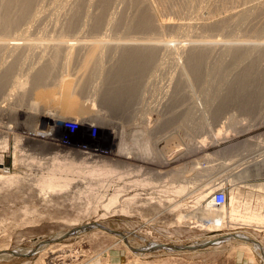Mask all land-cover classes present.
Instances as JSON below:
<instances>
[{
    "label": "rangeland",
    "instance_id": "rangeland-1",
    "mask_svg": "<svg viewBox=\"0 0 264 264\" xmlns=\"http://www.w3.org/2000/svg\"><path fill=\"white\" fill-rule=\"evenodd\" d=\"M44 1L45 3L43 4L42 2ZM148 1L153 8L152 18L156 20V22H170L168 24L170 25L171 29L167 31L165 30L162 33L166 40H171L170 43L172 45H174V43L175 45L177 43H185L188 45L189 41L190 44L191 42H195L194 44H196L198 41L197 44L200 43L199 45H206L214 39V44L216 45H214V51H211V55L206 56L204 59L203 57L200 58V62H203V68L198 72V76H194V74L189 70L187 62L185 61V55L183 53H180V56L177 53L178 55L174 56L176 57L175 59L173 56L171 58L172 54L170 55L168 50L166 53L164 49L160 50L161 48H159V51L156 50L155 52V61L157 60L156 62L161 64L159 65L160 67L158 66L154 68V66L151 64L148 69H143L141 72L143 75L141 77L138 74V76L134 78L135 82H139L138 85L140 84V87L138 90L136 89V91L131 90L130 93L133 96L131 98L129 96H124L123 91L126 89H124L125 80L123 81V79L125 78L122 79V77H120L118 82V87L121 88L119 96L113 99L110 98V100L102 101L101 95L104 89L106 94V91L110 86L113 87L117 84V79L114 77L118 76L119 74H127L133 71L140 72L142 70V68L136 62L130 63L123 57H118L122 54V52H120L121 50H118L119 53L116 52L114 55V52L110 49H106L104 56L102 57V64L105 66L101 69L103 71L97 69V65H95L96 63L94 64V59H96L98 56V52L96 50H92V52L89 54L80 50L78 52H74V54H71V56L63 55V52L61 54L59 53L56 60L57 62L55 63V68L50 71L49 76L44 82L46 85L43 84V87L41 86V92L43 93L38 90L37 92L39 95H24L22 98L23 102L19 105L17 104L20 101L17 99L22 97V90L19 91L17 87V89H14L15 87L12 88L13 85L11 88L9 87L11 84H13L12 80L14 79H12V77H17L20 78V80H24V77H26L25 73H33L35 70L41 68L43 64H45L48 58L51 57L52 53L49 52L50 46L46 47L45 44L42 45V42L49 43L48 45H50L56 42L55 40L59 35H61L60 37L66 40L71 39L72 42L76 41V38L86 42L94 39L93 36L98 35L100 37L103 36L104 39L106 37L111 44H113V42L116 43L117 40H124L128 35L127 39L129 43L132 40L133 44H138L136 43L138 41L145 43L144 39H146L149 34L144 36L145 34L141 32V35L140 30L136 28L129 30L126 29L125 25L131 22L129 19L130 15L128 18L121 19L125 21H121L114 25L109 24L106 27L105 25L107 23H103L100 27H98V29H92L89 27V25L81 26L82 24L80 25L79 22H76L73 26H68V23L66 22L68 19L67 17H69V12L71 11L70 9L73 6V4L71 5L72 0H69L67 4L65 3L64 5L60 3L57 8L54 6L55 3L52 5L51 0H41L38 6L43 4L40 7H44L42 13H40V15L38 14L39 19L36 17L35 19L31 20L32 22L28 21L31 23H35L33 22L34 20L40 22L35 23V25L28 23V25H31L30 28L27 25V21H25L26 23L21 21L22 23L18 22L19 24L14 25L10 31H8L9 33H6L7 38H13L15 35L18 36L20 31L24 29V31L28 33L27 38L38 39L41 37V41L34 44L28 53L22 51L20 54L9 55L8 53H3L0 51V88L2 90L0 91V167H4V171L0 170V176H3V178L0 177V252L6 249L15 250L17 252H21V249L25 248L33 250L41 245L42 242L46 241H48V248L46 247L43 250L36 251L31 255L15 256L9 254L6 257L2 256L0 257V264H85V262L92 260L94 257L100 256L109 250H121L126 252L128 255L135 256L132 254V252H130L131 250L127 248V244L124 239H128V244L131 247L135 248L136 250L139 248V250H137V252H139L141 249L147 248V245L152 244L153 242L162 243L165 245L193 244L199 241L217 237V233L226 235V232L229 235L242 234L251 238L252 241H257L264 246V223L247 222V224H245L242 221H231L227 217V213L231 209V204L236 206L239 211L241 210L243 212L251 213L257 212L260 214L264 213V190L261 186L255 187L256 184H264V166L254 168V170L251 171L247 169L246 163L241 162L243 160V157L241 156L242 153L244 154L246 150H249L248 152H253V150H255L254 148L256 144L264 142V0H260L262 3H260L259 0ZM125 2L116 1L113 3L110 7V10H112L111 12H115L116 10V12H123L125 14L127 10L124 5L126 4ZM45 4L51 5L50 8L53 7V9L56 10L55 14L60 15L58 16V19L56 18V15L54 18L55 10L52 8L50 9L48 5L46 6L50 10H44V8H46ZM201 4L203 7H198L200 8L198 10L197 6ZM255 4H260L261 8L259 10H248L249 6ZM60 7L63 9H60ZM96 7L97 6L93 5L90 6V9L94 12H97L99 8L97 7L96 9ZM44 12L47 15H45ZM64 13L65 15H63ZM66 13L67 17H65ZM50 14L53 17H51ZM63 17L64 19L62 20ZM52 18L56 21H54ZM162 18L163 20H160ZM52 20L54 23H57H55L56 27L54 26V23H52ZM63 22L65 23L63 24ZM178 22L183 23L181 28L179 26L180 31L179 28H177ZM61 23L63 25H61ZM27 26L29 27V32L25 30ZM82 27L84 28L82 29ZM184 27L186 29H184ZM94 30L96 32H94ZM182 31L184 35H182ZM185 34L186 37L189 38L186 39ZM176 35L179 37H174ZM139 36L144 38H140ZM168 37H170V39ZM198 37L199 39H197ZM161 38L164 39L163 37H160V39ZM240 40L242 41L241 44ZM20 41L22 42L23 39H20ZM125 41L127 42V40ZM249 43L250 45L248 47ZM229 46H231L232 49L230 51L228 50ZM243 50H246V54ZM247 50H249L248 53ZM41 52L42 54H45L42 56ZM238 54L244 55L243 58H241L242 55L239 57ZM237 56L241 60L236 59ZM66 57H68V60L65 59ZM118 58H120L119 63L116 62L119 60ZM158 58H160V61ZM109 59L113 61L109 62ZM171 60L173 62L176 60L175 62H177V66L179 68L175 66L176 63L173 64ZM178 61H182V63L180 64ZM213 61L219 62V66L217 65L218 67H215V62ZM184 63L186 64L184 65ZM112 64L117 66L116 68L118 71L114 72V69L116 68L112 69ZM206 65H208V67ZM180 66H185L184 68L187 70V73H183V70H180L182 69ZM6 67L8 68L6 69ZM94 67L97 71L99 70L98 72L102 73L97 75L98 72L94 70ZM204 67L205 69L207 68L206 72L203 71ZM121 68H123L124 71H120ZM179 70L181 72H179ZM93 71L95 72L93 73ZM6 72L9 73H7L8 76H6ZM61 75L71 77V79L74 80V84L72 88H70L71 90H68V93L71 95L73 101L72 103L67 102L64 104V106L62 105L61 108H58L59 105L57 103H52L51 99L49 98L53 97V95H59L58 97H60V91L58 90V80L60 79ZM80 75L84 77L83 80H85V85H82V87L79 86L81 89L78 87L80 90L78 91L76 90V83ZM184 76H188L189 81L187 80V77L185 78ZM126 77L128 78V76ZM181 77H184V79L182 80ZM121 80L123 81L124 85L119 86L122 84ZM185 80L188 81L187 84ZM10 81L11 83H9ZM145 81H147L148 84H146L147 82L143 83ZM32 83L33 82H31V84ZM31 84L28 83V86L26 84L25 86L27 87L25 88H30ZM95 87H98V89ZM140 88L144 89V91ZM8 89L15 90V92L13 91L14 93L17 91L19 93L21 92V95L18 97V92L17 95H14V93L11 94L12 90ZM91 90H95L97 93L95 91L94 93ZM8 92H10V96L7 95ZM140 92L144 93L145 95L142 93L141 95ZM14 98L16 99L13 100ZM31 101L34 103L32 109ZM90 103L94 106L90 105ZM90 106L93 107L92 109L96 107V110H94L96 113L92 116L89 115L92 111ZM194 106L195 108H193ZM192 108L196 110L193 111V114ZM89 109H91L90 112H87ZM46 112H48V115H40L45 114ZM78 112L81 113V116ZM66 121H72L78 125L76 132L72 133V135H70L71 132L68 130L66 125H64ZM230 123L234 125H231ZM206 127H208V129ZM95 128L97 129L96 136L94 139L88 140L86 137L88 136L89 131ZM209 131L212 132V135ZM214 131L217 133H215V138L213 139ZM136 134H139L137 136L138 140L136 139ZM142 134L145 136L141 137L140 135ZM133 135H135V138ZM140 137H144V139H141ZM147 137H149V139L152 137L153 139L151 138V140H149ZM200 137H203L200 139V141L202 140L201 142L198 141ZM206 137H208V140ZM204 138L205 140H203ZM249 139L252 143L249 141ZM121 140L125 142L124 144L127 149H131L132 152L134 151V154L138 153L142 158L139 157L140 159H137L138 157L127 156L124 154L119 156L115 155L117 154V146L120 144ZM257 140L259 141L258 143ZM82 142L86 143L88 147H82ZM148 142L150 143L148 144ZM243 142H249L251 145L247 143L245 148L241 145ZM143 143L144 145L149 146H141ZM155 143L158 147L155 145ZM152 144H154V147ZM150 146H152V149H150ZM135 147L138 148V151ZM140 148L143 151H141ZM155 148L159 149V153H157L158 151L155 152ZM147 150H150L151 152ZM153 152L154 154L156 153V156L157 154L160 155L156 157ZM160 152H162V154ZM203 154L204 157H207L204 158L202 156ZM41 155L42 159L40 158ZM174 155H178V157L181 155V159L177 161H170ZM43 156H45V158H43ZM154 156L156 158H154ZM82 157L85 159H82ZM32 159L35 160L33 161ZM38 159L40 160L41 164L39 163ZM16 160L18 161V164H16ZM63 160H65L66 163ZM163 161H165L166 164L163 163ZM52 162L53 164H51ZM208 162H210V165H214L210 166L208 165ZM215 162L217 165L219 162L223 165L219 164L217 166ZM79 163L82 166H80ZM71 166L74 168H70L69 172L72 170L74 171L69 174L67 169H69L68 167ZM225 166L227 168L226 171L224 170L226 175L223 177V180L217 184L219 188L223 187L228 196V200L224 207V212L226 210V214L224 213L226 217L222 221L223 224L220 230L211 229L210 231V229H207L206 227V222H208V224L211 222L210 220L213 216V211H211L209 219L202 217L200 211H197L195 216L192 214L190 215L191 218L188 217L182 220L183 222H178L177 216L181 214V212H193L192 205L194 206L195 204V196H190L188 197L189 199L186 198L182 202L181 199L183 198V195L181 193H175L174 190H176V187L170 189L171 192L169 191L168 187L171 188L172 186L170 185L173 182V186H177V188L179 184H184L186 186V184H188L193 179L191 182L194 183L197 181V183L194 185L190 182L191 184H189V186L186 188L189 189L191 188L190 185H193L192 187L196 186L198 189L201 187L202 189L200 190L205 192L207 191L206 188L209 186L206 185V183L210 182L211 180L210 176L214 175L217 171L219 172L220 170L224 169ZM58 167H60V169H58ZM206 167L208 169H206ZM219 167L221 168L219 169ZM214 168L215 170H213ZM55 169L62 172L64 171V173L58 174L60 171L57 172ZM95 170L97 172H95ZM46 172L50 173V177ZM51 172L54 175H52ZM73 172L74 174H77V176L79 175L77 177L79 178L77 181L75 178L76 175L74 176ZM165 172L167 173V176L165 175ZM81 173L84 174L86 178ZM61 174L62 178L60 177L59 180L58 177ZM63 174L66 178H63ZM71 174L73 175L70 178ZM96 174H99V176H101L100 179H102H98L97 181L96 178H99V176ZM162 174L166 177H164ZM196 174H199L198 177H196ZM218 174L224 173L220 172ZM15 175L17 178H15ZM161 175L162 177H160ZM4 176H8L5 178L7 180L9 177L12 179V176H14L13 180L15 181L16 179V181L14 182L13 180L9 179L8 181H12V183L6 184L8 181L4 179ZM41 176L44 177L45 181L43 177L41 179ZM52 176H55L56 180ZM68 176L69 180L67 179ZM88 176H90V179L92 178L91 181ZM188 176L191 180L187 178ZM81 177H83L84 180L87 179L86 181H90L91 184L90 182L83 181ZM105 177H108L109 179L111 177V179L115 177V179L109 181H115L117 179L116 177H118L120 181L117 179V182H109L110 185H103L105 183L104 181H106ZM122 178L123 180H121ZM131 178L132 180H130ZM80 179L83 182H81ZM103 179L104 181H102ZM125 180L130 182L127 183ZM135 180H138L139 182L141 180L143 183L140 182L139 185L138 182H132ZM143 180H146V182L144 183ZM226 180L229 181L227 182ZM4 181L6 182L4 183ZM93 181L95 182L93 183ZM42 182L46 186L48 185L47 183H50L51 187L50 184L48 187L50 190H52V192L48 191V189V193L46 191L48 187L43 188L45 186L41 184ZM96 182L104 183L101 187L99 185L100 183L97 184ZM54 183L56 189L53 188L54 186H52ZM86 183H89L91 186L93 184V187L89 189L90 185L88 188ZM37 184H40L39 188ZM67 184L68 186H66ZM147 184H151V186H148ZM98 185L100 186V189L102 188L101 190H99ZM163 185L168 186H166V188ZM95 186L97 188H95ZM105 186L109 187L106 188ZM57 187L59 190H57ZM64 188H66V191H64ZM87 188L89 190H87ZM93 188L94 191L97 190V193L93 191ZM103 188L108 193H106ZM114 188L115 190H113ZM42 189H45V191ZM84 189L86 194L90 191L92 192H90V195H86L84 194ZM157 190L159 192H157ZM166 190H168V192H166ZM230 190L235 193L236 198H232L233 201L230 197ZM41 191L46 192L49 195L46 193H41ZM59 191H63V193ZM83 191L84 193H82ZM112 191L116 192V197H120H118L119 199L116 201L119 203H117V205H114L113 203V206L112 203H110V205H106L104 208L107 209H104V211L102 208H100V206L103 203L107 204V197L112 193ZM117 191H121L122 193L120 192V194L123 195H118L119 193ZM160 191H162L161 194H158ZM95 193L102 195L98 198V195L96 196ZM171 194H174L175 196ZM177 194L181 195L178 196ZM132 195L134 196V199L132 200L125 198L131 196V199ZM103 196H105L107 199ZM154 196L156 198L158 197V199L160 197L159 200L161 202L157 203L158 199L155 200L156 198ZM150 197L151 200H153L152 202L149 200ZM96 198L97 200L95 202ZM175 198L177 199L174 200ZM101 199H103V201H101ZM177 200L178 202L181 201L184 203L181 205L182 209L178 208L180 210L176 209L175 211V209H173V211H170L172 209L169 210L168 208L171 206V203H176ZM190 200L194 201L191 202ZM97 201L98 203L100 202V206ZM197 203L198 204H195L194 207L201 206L204 203V200L197 201ZM120 204L121 206H119ZM88 205H91L90 207H96V210L90 209ZM85 208H88V210ZM94 221H96L95 223L104 226V228L106 227L107 229L114 230L117 232V234L110 230L103 231L99 227L94 226L88 229H79L78 231L75 230L76 232L74 231L73 233L68 234L63 239H53L60 235H64L65 232L70 231L73 228L78 229L75 227H79L81 225L83 226L86 223L93 224ZM118 232H121L123 236L119 235ZM50 239L51 241H49ZM243 240L239 239V237H233L217 244L213 243L212 245L204 248H197L195 250L187 249L178 252L170 250L167 251L165 249L153 250V252L140 251L144 254L140 255L142 257L139 260L143 264H197L205 262L227 264V262L235 254H243L251 256V260H254L255 264H264L261 255L259 254L261 251L255 249V247H253L254 244L251 242H249V248H245V246L241 243ZM136 257L138 258L139 254Z\"/></svg>",
    "mask_w": 264,
    "mask_h": 264
},
{
    "label": "bare ground",
    "instance_id": "bare-ground-1",
    "mask_svg": "<svg viewBox=\"0 0 264 264\" xmlns=\"http://www.w3.org/2000/svg\"><path fill=\"white\" fill-rule=\"evenodd\" d=\"M40 1L41 0H0V51H2L3 53H8L9 55H13V54H20L22 51H25L26 53H28L29 51H30V49H31V47L34 45V44H36V43H38L39 41H41L40 40V38H38V39H35V38H33V39H35V40H33L32 38H27V34L28 33H26V31H24V29L22 30V31H20V33L18 34V36H14L13 38H7L6 36H7V34L6 33H9L8 31H10V29L14 26V25H17V24H19L18 22H23L24 21V23H26L25 21H27V25H28V23H30V24H34L35 25V23H38V22H40V21H33V22H35V23H31L32 21V19H35L36 17L39 19V17H38V14L40 15V13H42V11H43V7L44 6H42V8L40 7L41 5H43L44 3H45V1L44 2H42L43 4H40L39 6H38V4L40 3ZM43 1V0H42ZM52 1L53 0H51V3H52ZM69 0H54L53 1V3H55L54 4V6L57 8V6L60 4V3H62L63 5L66 3L67 4V2H68ZM116 1H120V2H125L126 4H124L125 5V7L127 8V10H126V13L124 14L123 12H116V10H115V12L113 11V12H111L112 10H110L111 8V5L113 4V3H115ZM152 1V0H151ZM188 1H192V0H188ZM258 2V1H257ZM259 2H260V0H259ZM53 3H52V5H53ZM70 3V2H69ZM201 3V2H200ZM255 3V2H254ZM253 3V4H254ZM260 3H262V2H260ZM73 4V6H72V8L70 9L71 11L69 12V17H67V13H66V16L65 17H67L66 19H67V22L66 23H68V26H73L76 22L78 23L79 22V24L81 25V26H88L89 25V27L90 28H92V29H98V27H100L103 23H107L105 26L107 27L109 24H111V25H114V24H117V23H119V22H121V21H125V20H121L122 18L124 19V18H128V16L130 15V17H129V19L131 20V22H129V23H127L125 26H126V29L127 30H129V29H132V28H136V29H138V30H140V33L142 32V33H144L145 35L144 36H146V34H149L147 37H146V39H144L145 40V43L144 42H136V40H135V42L136 43H138V44H133V40L129 43L128 42V35H127V37H125V39L124 40H122V41H125V40H127V42L125 41V42H122V41H120V40H117V42L116 43H114L113 42V44H111V43H109V40H107V38L105 37V39H104V37L102 36V37H100V36H93L94 37V39H92V40H89V41H86V42H84L83 40L81 41V40H79V38H76V41H73L72 42V40L71 39H68V40H66V39H64V38H62V37H60L61 35H59V36H57V38H56V42H54V43H52V44H50V45H48L49 43H44V42H42V43H40V44H42V45H46V47L47 46H50V51L49 52H51L52 53V55H51V57L50 58H48V60L45 62V64H43V66L41 67V68H39V69H37V70H35L33 73H28V74H26L25 73V75H26V77H24L25 79L24 80H20V78H13L12 77V79H14V80H12V82H13V84H11V86H9L10 88L12 87V85H13V87L12 88H14V89H19V91L20 90H22V97H20V99H17L18 101H20L17 105H19L20 103H22L23 102V100H22V98H23V96L24 95H32V94H38L39 95V93L37 92L38 90H40V92H41V86L43 85V84H45L44 82H45V80H46V78L49 76V73H50V71L53 69V68H55V63L57 62L56 60H57V58H58V54L60 53H62L63 55H67V56H71V54H74V52H78V51H80V50H82V51H85L87 54H89V53H91L92 52V50H96L97 52H98V56H97V58L96 59H94L95 61H94V64L95 65H97V69H100V71H103V70H101L103 67H105L103 64H102V60H103V56H104V53H105V51H106V49H110L111 51H113L114 52V55H115V53L117 52V53H119L118 52V50H121L120 52H122V54L120 55V56H118V57H120V58H124V59H126V60H128L130 63H133V62H136L137 64H139V66L142 68V70L140 71V72H138V71H133V72H129V73H127V74H119L118 76H116V77H114L115 79H117V84L115 85V86H110L109 87V89L106 91L107 93V96H106V94H105V89H104V91L102 92V95H101V98H102V101H105V100H110V98H115V97H118L119 96V93H120V87H118V82H119V78L120 77H122V79L123 78H125V79H123V81L125 80V85L123 84V81L121 80V82H122V84H120L119 86H121V85H124V89H126V90H124L123 91V93H124V96H129L130 98L131 97H133L132 96V94L130 93L131 92V90H135L136 91V89L138 90L139 89V87H140V84L138 85V81L137 82H135L134 81V78L135 77H137L138 76V74H139V76L141 77L143 74H141V72L143 71V69L144 68H146V69H148L150 66H151V64H152V66H154V68L155 67H158L159 65H161V64H159V62H156L155 61V52H156V50H158L159 48H161L160 50H162V49H164L165 51H166V53H167V50L169 51V54L171 55V58H172V56H173V58H175L176 59V57H174L175 55L177 56L178 54H179V56L181 55L180 53H183L184 55H185V61L187 62V66H188V68H189V70L191 71V73H193L194 74V76H198L197 74H198V72L199 71H201L202 70V63L203 62H200V58H202L203 57V59L204 58H206V56H208V55H211L212 53H211V51L214 49V45H216V44H214L215 42H214V40L213 41H211L210 43H208V44H206V45H199V44H197L198 43V41L196 42V44H194L195 42H191V44L188 42V45L187 44H178L177 42V44L175 45V43H174V45H172L170 42H171V40H166L164 37V35H163V31H167V30H169V29H171L170 28V25L168 24V23H170V22H160L159 21V23L158 22H156V20H154L153 18H152V15H153V12H152V7H151V5H150V3H149V1L148 0H72V3H71V5ZM154 4V3H153ZM46 5H48V4H45V7L46 8H44V10L45 9H48V7L50 8V6L51 5H48V7L46 6ZM70 5V4H69ZM93 5H95V6H97L99 9H98V11L97 12H94V11H92L91 9H90V6H93ZM214 5V4H213ZM61 6V5H60ZM66 6V5H65ZM216 6V5H215ZM71 7V6H70ZM69 7V8H70ZM97 7H96V9H97ZM155 7V6H154ZM198 7H200V8H202L203 6H202V4L201 5H198L197 6V8ZM208 7V6H207ZM52 9H53V7H51ZM50 8V9H51ZM63 8H64V6H63ZM62 7H60V9H63ZM200 8H198V10L200 9ZM261 8V5L260 4H255V5H251V6H249V8H248V10L249 9H255V10H259ZM50 9H48V10H50ZM58 9H59V7H58ZM67 9V8H66ZM53 10H55V9H53ZM110 10V11H109ZM204 10V9H203ZM59 11V10H58ZM57 11V12H58ZM60 11H62V10H60ZM66 11V10H65ZM125 11V10H124ZM155 11H156V9H155ZM48 12V11H47ZM53 12V11H52ZM55 12H56V10L54 11V18L56 17L57 19H58V16H60V15H56L55 14ZM45 13V12H44ZM199 13H200V11H199ZM57 14H59V13H57ZM61 14H62V12H61ZM159 14V13H158ZM257 14V13H256ZM43 15V14H42ZM45 15H47L46 13H45ZM51 15V14H50ZM56 15V16H55ZM63 15H65V13L63 14ZM62 15V16H63ZM44 16V15H43ZM196 16H197V14H196ZM225 16V15H224ZM42 17V16H41ZM40 17V18H41ZM50 17V16H49ZM51 17H53L52 15H51ZM51 17H50V19H51ZM190 17H191V14H190ZM45 18V17H44ZM199 18V17H198ZM202 18V17H201ZM211 18V17H210ZM220 18H222V17H220ZM53 19V18H52ZM64 19V17L62 18V20ZM66 19H65V21H66ZM191 19V18H190ZM41 20V19H40ZM43 20V19H42ZM54 20V19H53ZM53 20H52V23H54L53 22ZM160 20H163V18L162 19H160ZM200 20V19H199ZM215 20V19H214ZM28 21H31V22H28ZM51 21V20H50ZM54 21H56V20H54ZM57 21H60V20H57ZM202 21V20H201ZM21 22V23H22ZM209 22V21H208ZM56 23V22H55ZM54 23V26L56 27V24ZM65 22H63V24H64ZM199 23V22H198ZM28 25L30 28H31V25ZM62 23H61V25H63ZM78 24V25H79ZM26 25V24H25ZM58 25H59V23H58ZM178 26H177V28H179V26H180V28L182 27V25H183V23H179L178 22V24H177ZM197 25V24H196ZM26 27V29L25 30H27V32H29V27ZM67 26V25H66ZM80 26V27H81ZM104 26V27H105ZM189 26V25H188ZM34 27V26H33ZM61 28V27H60ZM84 27H82V29H83ZM87 28V27H86ZM180 28H179V31H180ZM188 28V27H187ZM195 28V27H194ZM65 29V28H64ZM88 29V28H87ZM104 29V28H103ZM175 29V28H174ZM184 29H186L185 27H184ZM189 29V28H188ZM196 29V28H195ZM195 29H193V30H195ZM53 31V30H52ZM83 31V30H82ZM81 31V32H82ZM184 31V30H183ZM183 31H182V35H184V33H183ZM190 31V30H189ZM19 32V31H18ZM94 32H96L95 30H94ZM109 32V31H108ZM176 32H178V31H176ZM185 32H186V30H185ZM61 33V32H60ZM67 33V32H66ZM142 33H141V35H142ZM181 33V32H180ZM196 33H197V31H196ZM104 34V33H103ZM126 34V33H125ZM178 34V33H177ZM188 34V33H187ZM192 34V33H191ZM194 34V33H193ZM199 34V33H198ZM202 34V33H201ZM200 34V35H201ZM74 35V34H73ZM161 35H163V36H161ZM203 35V34H202ZM29 36V35H28ZM105 36V35H104ZM134 36V35H133ZM178 35H176V36H174V37H177ZM187 36H189V35H187ZM78 37V36H77ZM82 37V36H81ZM89 37V36H88ZM135 37V36H134ZM134 37H131V38H134ZM140 38L142 37V36H139ZM160 37H163L164 39H160ZM173 37V36H172ZM173 37V38H174ZM179 37V36H178ZM182 37V36H181ZM185 37H186V34H185ZM136 38V37H135ZM142 38H144V37H142ZM169 39H170V37H168ZM187 38H189V37H186V39ZM191 38V37H190ZM195 38V37H194ZM201 38V37H200ZM253 38H255V37H253ZM20 39L22 40L23 39V41L21 42L20 41ZM74 39V38H73ZM88 39V38H87ZM192 39H193V37H192ZM197 39H199V37L197 38ZM207 39H209V38H207ZM54 40V39H53ZM142 40V39H141ZM180 40V39H179ZM184 40V39H183ZM42 41H43V39H42ZM81 41V42H80ZM182 41V40H181ZM206 41H208V40H206ZM231 41V40H230ZM50 42V41H49ZM78 42V43H77ZM175 42V41H174ZM179 42V41H178ZM187 42V41H186ZM218 42V41H217ZM237 42H239V41H237ZM236 42V43H237ZM241 40H240V44H241ZM180 43V42H179ZM202 43V42H201ZM233 43V42H232ZM254 43H256V42H254ZM253 43V44H254ZM205 44V43H204ZM218 44V43H217ZM235 44V43H234ZM245 44V43H244ZM263 44V43H262ZM249 45H250V43L248 44V47H249ZM264 45V44H263ZM244 46V45H243ZM253 46V45H252ZM255 47H257L256 45H254ZM217 47V46H216ZM244 48V47H243ZM33 49V48H32ZM218 49V48H217ZM249 49V48H248ZM252 49H253V47H252ZM19 50V51H18ZM228 50L230 51V50H232L231 49V46H229L228 47ZM235 50V49H234ZM242 50V49H241ZM250 50V49H249ZM249 50H247V53H248V51ZM159 51V50H158ZM164 51V52H165ZM214 51V50H213ZM244 52H245V54H246V50H243ZM43 52V51H42ZM42 52H41V54H42ZM48 52V53H49ZM226 52H227V50H226ZM234 52V51H233ZM47 53V52H46ZM159 53V52H158ZM178 53V54H177ZM211 53V54H210ZM240 53V52H239ZM243 53V52H242ZM43 54H45V53H43ZM43 54H42V56H43ZM237 54V53H236ZM251 54H252V52H251ZM23 55H25V54H23ZM113 55V56H114ZM158 55V54H157ZM157 55H156V57H157ZM162 55V54H161ZM242 54H238V56L240 57ZM160 56V55H159ZM166 56V55H165ZM164 56V57H165ZM178 56V57H179ZM238 56H237V58L236 59H240V58H238ZM243 56L244 55H242L241 56V58H243ZM246 56V55H245ZM40 57H41V55H40ZM65 57V56H64ZM162 57V56H161ZM160 57V58H161ZM183 57V56H182ZM181 57V58H182ZM247 57V56H246ZM250 57V56H249ZM23 58H24V56H23ZM42 58V57H41ZM41 58H40V60H41ZM111 58V57H110ZM113 58V57H112ZM120 58H118V59H115V60H118V61H116V62H118L119 63V61H120ZM160 58H158V60L160 59ZM170 58V59H171ZM235 58V57H234ZM64 59V58H63ZM65 59H67L68 60V57H66ZM165 59H167V58H165ZM202 59V60H203ZM245 59V58H244ZM110 61L109 62H111V61H113V60H111V59H109ZM114 60V61H115ZM162 60V59H161ZM174 60V59H173ZM183 60V59H182ZM241 60V59H240ZM160 61V60H159ZM172 61V60H171ZM176 61V60H175ZM173 62V64L174 63H176V65L175 66H177V62ZM185 61H183V62H185ZM180 61H178V63H179ZM213 62H215V61H213ZM238 62H239V60H238ZM65 63V62H64ZM115 63V62H114ZM118 63H116V64H118ZM182 63V61L180 62V64ZM237 63V62H236ZM235 63V64H236ZM240 63V62H239ZM179 64V65H180ZM186 63H184V65H185ZM219 62H215L214 63V66L215 67H218L219 65ZM221 64V63H220ZM23 65V64H22ZM63 65V64H62ZM113 65V64H112ZM119 65V64H118ZM183 65V64H182ZM204 65V64H203ZM218 65V66H217ZM128 66H130V65H128ZM186 66V67H187ZM207 67H208V65H206ZM205 66V67H206ZM213 66V67H214ZM96 67V66H95ZM95 67H94V70L96 71V72H98L96 69H95ZM117 66H115V65H113V67H112V69H114V68H116ZM160 67V66H159ZM178 67V66H177ZM176 67V68H177ZM182 69H180L181 71L183 70V73L184 72H186L187 70L184 68L185 66H180ZM205 67H204V69H203V71H205L206 72V69H205ZM233 67V66H232ZM8 67H6V69H7ZM19 68V67H18ZM35 68V67H34ZM179 68V67H178ZM177 68V69H178ZM31 69V68H30ZM218 69V68H217ZM179 70V72H181ZM210 70V69H209ZM6 71H8V70H6ZM95 71H93V73L95 72ZM116 71H118V69L116 68V69H114V72H116ZM120 71H124L123 70V68H121L120 69ZM151 71H152V68H151ZM211 71V70H210ZM106 72V71H105ZM111 72V71H110ZM8 72H6V74H7ZM81 73V72H80ZM100 73H102V72H98V74L97 75H99ZM112 73V72H111ZM110 73V74H111ZM123 73H125V72H123ZM151 73V72H150ZM173 73V72H172ZM187 73V72H186ZM185 73V74H186ZM4 74H5V72H4ZM9 74V73H8ZM8 74L6 75V76H8ZM155 74V73H154ZM182 74V73H181ZM94 75V74H93ZM130 75V76H129ZM153 75V74H152ZM126 76H128V78L126 77ZM181 76H183V75H181ZM193 76V75H192ZM19 77H20V75H19ZM23 77V76H22ZM21 77V78H22ZM93 77H96V76H93ZM99 77V76H98ZM104 77V76H103ZM110 77V76H109ZM180 77V76H179ZM185 78L187 77V80H188V76H184ZM184 77L182 78L181 77V79L183 80L184 79ZM83 76H81L80 75V77H79V79H77L78 81H77V83H76V90H78V91H80L79 89H78V87L80 86V87H82V85H85V80H83ZM206 78H207V75H206ZM23 79V78H22ZM99 79V78H98ZM104 79V78H103ZM191 79V78H190ZM204 79V78H203ZM146 80V79H145ZM156 80V79H155ZM168 80H170V79H168ZM59 82H58V90L60 91V97H58V96H55V95H53V97H50L49 99H51V102L52 103H57L58 105H59V107H58V105H57V107L58 108H61V106L63 105L64 106V104L65 103H72V101H73V99H72V97H71V95L68 93V90L70 89V88H72V86H73V84H74V80L73 79H71V77H66L65 75H61V77H60V79L58 80ZM186 81V80H185ZM189 81V80H188ZM188 81H186V84L188 83ZM31 82H33L32 84H31ZM147 81H145V82H143V83H146ZM183 82V81H182ZM220 82V81H219ZM9 83H11V81L9 82ZM28 83H30L31 84V87L30 88H25V87H27L28 86ZM114 83V82H113ZM27 84V86H25ZM146 84H148V82L146 83ZM184 84V83H183ZM190 84V83H189ZM188 84V85H189ZM46 85V84H45ZM113 85V84H112ZM144 85V84H143ZM219 85V84H218ZM95 86V85H94ZM96 86H98V85H96ZM146 86V85H145ZM17 87V88H16ZM43 87V86H42ZM79 87V88H80ZM90 87V86H89ZM143 87V86H142ZM186 87H187V85H186ZM219 87V86H218ZM95 88H97L98 89V87H95ZM217 88V87H216ZM43 89V88H42ZM81 89V88H80ZM83 89V88H82ZM94 89V88H93ZM115 89V90H114ZM141 90H143L144 91V89H142V88H140ZM218 89V88H217ZM8 90H12V89H8ZM71 90V89H70ZM100 90V89H99ZM140 90V91H141ZM0 91H2L1 90V88H0ZM15 92V90H12V92H11V94L12 93H14ZM17 91V90H16ZM92 91V90H91ZM95 91V90H94ZM94 91H92V92H94ZM10 92H8V94L7 95H9L10 96ZM18 92V91H17ZM17 92L16 93H14V95L16 94L17 95ZM96 93H97V91H95ZM94 92V93H95ZM41 93H43V92H41ZM53 93V92H52ZM93 93V94H94ZM142 92H140V94H141ZM208 93V92H207ZM138 94V93H137ZM142 94H144V93H142ZM141 94V95H142ZM21 95V92L19 93L18 92V97ZM95 95H97V94H95ZM145 95V94H144ZM206 95H208V94H206ZM13 96V95H12ZM16 97V96H15ZM39 97V96H38ZM37 97V98H38ZM141 97V96H140ZM13 98V97H12ZM17 98V97H16ZM16 98H14L13 100H15ZM127 98V97H126ZM208 98V97H207ZM9 99V98H8ZM48 99V100H49ZM209 99V98H208ZM22 100V101H21ZM93 100V99H92ZM96 100V99H95ZM140 100H142V99H140ZM17 101V102H18ZM50 101V100H49ZM17 102H15V103H17ZM205 103H207V102H205ZM33 102L31 101V109L33 108ZM94 104V103H93ZM16 105V106H17ZM90 105H92L91 103H90ZM71 106H72V104H71ZM92 106H94V105H92ZM92 106H90L91 107V109L93 108ZM102 106V105H101ZM2 107V106H1ZM9 107V106H8ZM13 107V106H12ZM197 107V106H196ZM3 108H4V106H3ZM2 108V109H3ZM67 108V107H66ZM193 108H195V106L193 107ZM192 108V109H193ZM10 109H11V107H10ZM56 109V108H55ZM87 109V108H86ZM91 109H89V111H87V112H90V110ZM13 110V109H12ZM94 110H96V107L94 108V109H92V111H91V113L89 114L90 116H92L93 114H95L96 112L94 111ZM100 110V109H99ZM2 111V110H1ZM36 111V110H35ZM193 111H196L195 109H193L192 110V114L194 113ZM32 112V111H31ZM30 112V113H31ZM100 112V111H99ZM48 112H46L45 114H40V115H48L47 114ZM53 113V112H52ZM79 113V115L81 114L80 112H78ZM98 113V112H97ZM38 114V113H37ZM99 114V113H98ZM81 116V115H80ZM97 119V118H96ZM100 119H102V118H100ZM235 120V119H234ZM99 121V120H98ZM101 122V121H100ZM204 124H206V123H204ZM231 124V123H230ZM207 125V124H206ZM209 125V124H208ZM231 125H234V124H231ZM230 125V126H231ZM236 125V124H235ZM230 126H228V127H230ZM202 128V127H201ZM207 129H208V127H206ZM205 128V129H206ZM219 130V129H218ZM210 132V131H209ZM219 132H220V130H219ZM212 132H210V134H211ZM215 133H217L216 131H214V134H213V139L215 138ZM139 135V134H138ZM137 134H136V139L138 140V138H137V136H138ZM212 135V134H211ZM134 136V138H135V135H133ZM141 137L142 136H145V135H140ZM201 136V135H200ZM219 136V135H218ZM140 137V138H141ZM150 137V136H149ZM149 137H147L148 139H149ZM204 137V136H203ZM202 137V138H203ZM211 137V136H210ZM220 137V136H219ZM152 138V137H151ZM151 138L149 139V140H151ZM201 137L198 139V141H200V139H202ZM208 137H206V139H207ZM212 138V137H211ZM211 138H209V139H211ZM18 139H19V137H18ZM131 139H133V138H131ZM141 139H144V137L143 138H141ZM147 139V140H148ZM153 139V138H152ZM212 139V140H213ZM218 139H220V138H218ZM155 140V139H154ZM203 140H205V138L203 139ZM208 140V139H207ZM217 140V139H216ZM145 141V140H144ZM144 141H141V142H144ZM202 141V140H201ZM200 141V142H201ZM215 141V140H214ZM249 141H250V139H249ZM135 143H137L136 141H134ZM139 142V141H138ZM140 142V143H141ZM154 142V141H153ZM152 142V143H153ZM155 142H157V141H155ZM212 142V141H211ZM251 142V141H250ZM256 142V141H255ZM259 141L257 140V143H258ZM261 142V141H260ZM125 142L124 141H120V144L117 146V150H116V153L117 154H115V155H117V156H119V155H127V156H134V157H138L137 159H140L139 157H141L138 153H135L134 154V151L132 152L131 151V149H127L126 148V146H125V144H124ZM150 142H148V144H149ZM197 143V142H196ZM195 143V144H196ZM247 143H249V142H247ZM247 143L246 142H243V144H241L242 146H244L245 148H246V146L245 145H247ZM252 143V142H251ZM254 143V142H253ZM132 144V143H131ZM147 144V143H146ZM199 144V143H198ZM203 144H204V142H203ZM250 144V143H249ZM137 145H139V144H137ZM142 145H144V143L143 144H141V146ZM153 145V147H154V144H152ZM155 145L157 146V144L155 143ZM175 145V144H174ZM186 145V144H185ZM197 145V144H196ZM195 145V146H196ZM251 145V144H250ZM5 146V145H4ZM140 146V145H139ZM139 146H138V148H139ZM144 146H146V145H144ZM147 146H149V145H147ZM146 146V147H147ZM155 146V147H156ZM176 146H177V144H176ZM204 146V145H203ZM137 147V146H136ZM135 147V148H136ZM151 148L150 149H152V146H150ZM158 147V146H157ZM259 147V148H258ZM264 142L262 143H258V144H256L255 145V150H253V152H248L249 150H244L245 151V153L243 154L242 152V157H243V160L241 161V162H243V163H246L247 164V169L248 170H251V171H253L254 170V168H259V167H263L264 166ZM138 148H136V150L138 149ZM142 148V147H141ZM140 148V149H141ZM170 148H172V147H170ZM189 148V147H188ZM187 148V149H188ZM252 148H253V146H252ZM21 149V148H20ZM144 149V148H143ZM147 149V148H146ZM156 149V148H155ZM167 149V148H166ZM243 149V148H242ZM248 149V148H247ZM4 150V149H3ZM163 150V149H162ZM176 150V149H175ZM138 151V150H137ZM141 151H143L142 149H141ZM147 151H149V152H151L150 150H147ZM158 151V152H157ZM174 151V150H173ZM172 151V152H173ZM181 151V150H180ZM228 151V150H227ZM252 151V150H251ZM140 152V151H139ZM144 152H145V150H144ZM155 152H157V153H159V149H156V151ZM57 153V152H56ZM161 154H162V152H160ZM186 153V152H185ZM224 153H226V152H224ZM64 154V153H63ZM66 154V153H65ZM145 154H147V153H145ZM153 154H154V152H153ZM156 154V153H155ZM154 154V155H155ZM209 154H211V153H209ZM252 154V155H251ZM87 155V154H86ZM149 155V154H148ZM158 155H160V154H157V156ZM222 155V154H221ZM248 155H250V156H248ZM47 156H48V154H47ZM126 156V157H127ZM144 156V155H143ZM147 156V155H146ZM156 156V155H155ZM154 156V158H156ZM165 156V155H164ZM203 157H204V154L202 155ZM215 156H218V155H215ZM240 156V157H241ZM133 157V158H134ZM148 157V156H147ZM146 157V158H147ZM151 157H152V154H151ZM207 156H205L204 158H206ZM41 159H42V155H41V157H40ZM43 158H45V156H43ZM103 158V157H102ZM142 158V157H141ZM167 158V157H166ZM217 158V157H216ZM222 158V157H221ZM36 159V158H35ZM35 159H32L33 161L35 160ZM57 159V158H56ZM55 159V160H56ZM82 159H85V158H83L82 157ZM106 159V158H105ZM136 159V158H135ZM161 159V158H160ZM159 159V160H160ZM168 159V158H167ZM173 159V160H172ZM172 159L170 160V161H177V160H180L181 159V155L178 157V155H174V156H172ZM226 159V158H225ZM15 160V159H14ZM37 160V159H36ZM39 160V159H38ZM54 160V161H55ZM164 160V159H163ZM241 160V159H240ZM17 161V160H16ZM47 161H48V159H47ZM57 161V160H56ZM55 161V162H56ZM59 161V160H58ZM63 161H65V160H63ZM63 161H61L62 163H64ZM98 161V160H97ZM139 161V160H138ZM144 161V160H143ZM143 161H141V162H143ZM169 161V162H170ZM217 161H219V160H217ZM45 162V161H44ZM54 162V163H55ZM68 162V161H67ZM91 162V161H90ZM103 162H104V160H103ZM110 162V161H109ZM126 162V161H125ZM213 162V161H212ZM211 162V163H212ZM221 162V161H220ZM219 162V164H221ZM16 163V162H15ZM39 163L41 164V162H40V160H39ZM60 163V162H59ZM65 163H66V161H65ZM70 163V162H69ZM76 163V162H75ZM92 163V162H91ZM117 163V162H116ZM163 163H165V161H163ZM180 163H182V162H180ZM210 162H208V165H210L209 164ZM16 164H18V161H17V163ZM39 164V165H40ZM42 164H43V162H42ZM45 164V163H44ZM51 164H53V162L51 163ZM57 164V163H56ZM55 164V165H56ZM77 164V163H76ZM107 164V163H106ZM110 164V163H109ZM166 164V163H165ZM178 164H179V162H178ZM184 164V163H183ZM215 164H216V162H215ZM218 164V165H219ZM242 164V163H241ZM50 165V164H49ZM58 165V164H57ZM70 165V164H69ZM72 165V164H71ZM79 165H80V163H79ZM91 165V164H90ZM126 165V164H125ZM212 165H214V164H212ZM212 165H210V166H212ZM217 165V164H216ZM217 165V166H218ZM221 165H223V164H221ZM46 166H47V163H46ZM54 166V165H53ZM61 166V165H60ZM63 166H64V164H63ZM77 166V165H76ZM80 166H82V165H80ZM79 166V167H80ZM119 166V165H118ZM179 166V165H178ZM178 166H177V168H178ZM55 167V166H54ZM67 167V166H66ZM95 167H97V166H95ZM113 167V166H112ZM137 167H139V166H137ZM147 167V166H146ZM179 167H181V166H179ZM183 167H185V166H183ZM216 167V166H215ZM41 168V167H40ZM53 168V167H52ZM52 168H50V169H52ZM69 169H67L68 170V172L70 171V168H74V167H68ZM116 168V167H115ZM132 168V167H131ZM175 168H176V165H175ZM199 168V167H198ZM205 168V167H204ZM221 167H219V169H220ZM57 169V168H56ZM55 169V170H56ZM58 169H60V167H58ZM99 169V168H98ZM122 169V168H121ZM136 169V168H135ZM183 169V168H182ZM200 169H202V168H200ZM206 169H208L207 167H206ZM230 169V168H229ZM0 170L1 171H4V167H0ZM47 170H48V168H47ZM54 170V171H55ZM66 170V171H67ZM80 170V169H79ZM78 170V171H79ZM86 170V169H85ZM101 170V169H100ZM186 170V169H185ZM197 170V169H196ZM199 170V169H198ZM213 170H215V168L213 169ZM212 170V171H213ZM227 170V168H226V166H225V168L224 169H222V170H220L218 173H220V172H222V173H224V174H218L217 172L214 174V175H211L210 177H211V180H210V182H207L206 183V185H209L206 189H207V191H205V192H203V191H201L200 189H202L201 187H200V189H198V188H196V186L195 187H192L193 185H190L191 186V188H189V189H187L186 187L187 186H189V184H191L192 182L191 181H193V179L191 180V179H189V176L187 177L189 180H191L188 184H186V186L184 185V184H179V186H178V188H177V186H173L174 184V182L170 185V186H172L171 188L170 187H168V189H169V191L171 192V190L170 189H172L173 187H176V190H174L175 191V193H181L182 195H183V198L181 199V201L183 202V200L184 199H186V198H188V197H192V196H195L194 198H195V204L197 205L198 203H197V201H200V200H204V203L201 205V206H196V207H194L195 206V204H194V206L192 205V207L194 208H192V210H193V212H191V213H182L181 212V214H179L178 216H177V221L178 222H180V221H182V220H184V219H186V218H188V217H190L191 218V216L190 215H192V214H194V216H195V213L197 212V211H200V213H201V216L202 217H204V218H207V219H209V217H210V213H211V211H213V216H212V218H211V222L208 224V222H206L207 224H206V227H207V229H210V231H211V229L212 230H220V228H221V226H222V221L225 219V217H226V210H225V212H224V207H225V205H221V206H213L212 204H211V201H210V196L212 195V192H214L216 189H218L219 187H218V185L217 184H219V182L221 181V180H223V177L226 175L225 174V171ZM51 171H53V170H51ZM57 172H59L58 170H56ZM56 171H55V173H56ZM65 171V172H66ZM72 171H74V170H72ZM71 171V172H72ZM77 171V170H76ZM75 171V172H76ZM91 172H93L92 170H90ZM113 171V170H112ZM139 171V170H138ZM171 171H173V170H171ZM178 171V170H177ZM180 171V170H179ZM200 171H202V170H200ZM206 171H209V170H206ZM206 171H205V173H206ZM211 171V170H210ZM231 171V170H230ZM67 172V173H68ZM71 172H69V174L71 173ZM84 172V171H83ZM82 172V173H83ZM87 172V171H86ZM95 172H97L96 170H95ZM104 172H105V170H104ZM147 172H149V171H147ZM169 172V171H168ZM174 172H175V170H174ZM173 172V173H174ZM3 173H6V172H3ZM2 173V174H3ZM46 173H48V172H46ZM60 173H64V171L62 172V171H60L58 174H60ZM81 173V174H82ZM89 173V172H88ZM99 173V172H98ZM108 173V172H107ZM112 173V172H111ZM114 173H115V171H114ZM146 173V172H145ZM180 173V172H179ZM182 173V172H181ZM198 173H200V172H198ZM208 173V172H207ZM229 173V172H228ZM50 173H48L47 175L50 177V175H49ZM51 174H52V172H51ZM73 174H74V172H73ZM73 174H71L70 175V178H71V176L73 175ZM87 174V173H86ZM109 174V173H108ZM108 174H107V176H108ZM132 174V173H131ZM164 174V173H163ZM162 174V175H163ZM167 173L165 172V175H166ZM169 174V173H168ZM201 174V173H200ZM14 175V174H13ZM42 175H44V174H42ZM46 175V176H47ZM52 175H54V174H52ZM64 175V174H63ZM76 175V181H77V179H79V178H77L78 176H77V174H74V176ZM84 177H85V175L84 174H82ZM82 175H80V176H82ZM88 175H90V174H88ZM92 175V174H91ZM97 175V174H96ZM106 175V174H105ZM104 175V176H105ZM146 175V174H145ZM162 175L160 176V177H162ZM173 175H175V174H173ZM184 175H185V173H184ZM197 176L196 177H198V175L199 174H196ZM10 176V175H9ZM16 176V175H15ZM45 176V175H44ZM62 176V174L58 177V179L60 178ZM97 176H99V174L97 175ZM113 176V175H112ZM129 176V175H128ZM137 176V175H136ZM164 176V175H163ZM167 176V175H166ZM166 176H164V177H166ZM177 176V175H176ZM1 177V176H0ZM6 177H8V176H6ZM5 176H4V179L6 178ZM13 177L14 176H12V179H10L11 177H9V179L10 180H13ZM42 177L43 176H41V179H42ZM48 177V178H49ZM53 177V176H52ZM57 177V176H56ZM65 177V175L63 176V178ZM90 176H88V178H89ZM96 177V176H95ZM100 177L101 176H99V178L97 177L96 179H97V181H98V179H100ZM102 177H103V174H102ZM120 177V176H119ZM121 177H123V176H121ZM130 177V176H129ZM169 177V176H168ZM186 177V176H185ZM1 178H3V176L1 177ZM15 178H17V176L15 177ZM46 178V177H45ZM47 178V179H48ZM54 179H55V176L53 177ZM62 178V177H61ZM66 178V177H65ZM69 178V176L67 177V179ZM82 179H83V181H85V182H90L91 181V179H90V181H86L87 179H85L84 180V178L83 177H81ZM86 178V177H85ZM94 178V177H93ZM106 178V177H105ZM108 178V177H107ZM107 178H106V181H104V179L102 180V181H104V182H96L97 184H99L101 187L103 186V185H108L109 184V182H117L116 180L118 179V177H116L117 179L115 180V181H109V180H113V179H115V177H113V179H109L108 178V181H107ZM124 178H125V176H124ZM147 178H149V177H147ZM177 178V177H176ZM184 178V177H183ZM186 178V179H187ZM8 179V180H9ZM38 179V178H37ZM43 179H44V177H43ZM46 179V180H47ZM102 179V178H101ZM100 179V180H101ZM138 179V178H137ZM140 179H141V177H140ZM143 179V178H142ZM180 179V178H179ZM5 180H7V179H5ZM7 180V181H8ZM36 180V179H35ZM39 180H40V177H39ZM56 180V179H55ZM54 180V181H55ZM60 180V179H59ZM58 180V181H59ZM61 180H63V179H61ZM69 180V179H68ZM67 180V181H68ZM75 180V179H74ZM81 180V179H80ZM94 180H95V178H94ZM119 181H120V179H118ZM121 180H123V178L121 179ZM130 180H132V178L130 179ZM149 180V179H148ZM158 180V179H157ZM163 180V179H162ZM171 180V179H170ZM177 180V179H176ZM181 180H182V178H181ZM195 180H197V179H195ZM194 180V181H195ZM199 180V179H198ZM230 180V179H229ZM228 180V181H229ZM14 181V180H13ZM15 181H16V179H15ZM14 181V182H15ZM44 181H45V179H44ZM48 181H50V180H48ZM52 181V180H51ZM64 181V180H63ZM76 181H74V182H76ZM82 180H81V182H83ZM125 181H127V180H125ZM144 181V180H143ZM155 181H156V179H155ZM154 181V182H155ZM168 181V180H167ZM179 181V180H178ZM227 181V180H226ZM227 181V182H228ZM232 181V180H231ZM1 182H2V179H1ZM6 181H4V183H5ZM36 182V181H35ZM61 182V181H60ZM66 182V181H65ZM74 182H72V183H74ZM95 181H93V183H94ZM107 182V183H106ZM130 182V181H129ZM128 181H127V183H129ZM132 182H138V184L141 182V180H140V182L137 180H135V181H132ZM146 182V180L144 181V183ZM163 182H164V180H163ZM10 183H12V181L10 182V181H8V183L6 182V184H10ZM40 183V182H39ZM46 183V182H45ZM53 183V182H52ZM62 183V182H61ZM64 183V182H63ZM104 183V184H103ZM111 183V184H112ZM141 183H143V182H141ZM148 183H150V182H148ZM152 183V182H151ZM156 183V182H155ZM154 183V184H155ZM168 183V182H167ZM175 183H177V182H175ZM180 183H182V182H180ZM195 183H197V181L196 182H194V183H192V184H194L195 185ZM41 184H43V182L41 183ZM48 185L46 186V185H44L43 184V186H45V187H43V188H47L48 186H49V184L50 183H47ZM87 184V186H88V188H89V185L91 184V182H90V184L89 183H86ZM86 184H85V188H86ZM97 184H94V185H97ZM103 184V185H102ZM118 184V183H117ZM131 184H133V183H131ZM137 184V185H138ZM153 184V183H152ZM157 184V183H156ZM160 184V183H159ZM162 184V183H161ZM222 184H223V182H222ZM222 184H221V186H222ZM262 184H263V182H262ZM38 185V188H39V185L40 184H37ZM55 185V183L52 185V186H54ZM61 185V184H60ZM69 185H71V184H69ZM98 185V187H99V190H101L100 189V186ZM110 185V184H109ZM133 185H135V184H133ZM140 185V184H139ZM142 185V184H141ZM148 186H151V184L149 185V184H147ZM175 185H177V184H175ZM205 185V184H204ZM66 186H68V184L66 185ZM120 186V185H119ZM130 186V185H129ZM163 186H165V185H163ZM166 186H168V185H166ZM165 186V187H166ZM259 187V186H261L262 188H263V190H264V184L263 185H255V187ZM41 187V186H40ZM50 187H51V184H50ZM93 187V184H92V186L90 185V188L89 189H91ZM106 187V186H105ZM109 187V186H108ZM108 187H106V188H108ZM165 187H164V190H165ZM53 188H55V186L53 187ZM58 188V187H57ZM87 188V190H89ZM95 188H97L96 186H95ZM116 188V187H115ZM115 188L113 189V190H115ZM161 188H162V186H161ZM167 188V187H166ZM223 188V187H222ZM41 189V188H40ZM49 189V190H48ZM56 189V188H55ZM63 189V188H62ZM65 190L64 191H66V188H64ZM69 189V188H68ZM104 189V188H103ZM110 189V188H109ZM159 189V188H158ZM163 189V188H162ZM162 189H160V190H162ZM186 189V190H185ZM204 189V188H203ZM206 189H204V190H206ZM43 190V189H42ZM51 191L52 192V190H50V188L48 187L47 189H46V191ZM57 190H59V188L57 189ZM60 190H61V188H60ZM81 190V189H80ZM96 190V189H95ZM98 190V191H99ZM117 190H118V188H117ZM122 190V189H121ZM185 190V191H184ZM197 190H199V191H201V192H199V191H197ZM236 190V189H235ZM43 191H45V189L43 190ZM47 191V192H48ZM54 191V190H53ZM84 191H85V189H84ZM84 191L82 192V193H84ZM93 191H94V188H93ZM103 191V190H102ZM104 191H106L105 189H104ZM197 191V192H196ZM237 191V190H236ZM59 192H61V191H59ZM90 192H92V191H90ZM90 192H88L87 194H86V191H85V193L84 194H86V195H90ZM94 192H96L97 193V190L96 191H94ZM100 192V191H99ZM118 192V191H117ZM121 192V191H120ZM120 192H118L119 194L118 195H123V194H120ZM152 192V191H151ZM157 192H159L158 190H157ZM156 192V193H157ZM161 192L162 191H160V193H158V194H161ZM165 192V191H164ZM166 192H168V190H166ZM169 192V193H170ZM173 192V191H172ZM239 192V191H238ZM41 193H46V192H42L41 191ZM49 193V192H48ZM48 193H46V194H48ZM61 193H63V191L61 192ZM95 193V194H96ZM101 193V192H100ZM103 193V192H102ZM106 193H108L107 191H106ZM122 193V192H121ZM174 193V192H173ZM229 193H231L230 195V197H231V199L232 198H234L235 197V193H233L232 192V190H230L229 191ZM95 194H94V196H95ZM164 194H166V193H164ZM180 194V195H181ZM49 195V194H48ZM98 194H96V196H97ZM102 195V194H101ZM101 195H98L97 197L99 198ZM116 192H114V191H112V193L111 194H109V196L106 198L105 196H106V194H105V196H103V197H105L106 199H107V204H102L101 206H100V202L98 203V201H97V203L99 204V206H100V208H102L103 210L104 209H107V208H104L106 205H110V203H112V206H113V203H114V205H117V203H119V202H116L117 201V199H119L118 197H116ZM171 195H174V194H171ZM178 196H180L179 194H177ZM95 196V197H96ZM159 196V195H158ZM164 196V195H163ZM175 196V195H174ZM87 197V196H86ZM85 197V198H86ZM90 197V196H89ZM102 197V198H103ZM122 197V196H121ZM130 197L131 196H128V197H125V198H128L129 200H132V199H134L133 197V195H132V198L130 199ZM148 197V196H147ZM155 197V196H154ZM154 197H152V198H154ZM160 197H161V195H160ZM160 197H159V199H160ZM166 197H168V196H166ZM177 197V196H176ZM88 198V197H87ZM91 198V197H90ZM104 198V199H105ZM156 198V197H155ZM154 198V199H155ZM178 198V197H177ZM177 198H175L174 200H176ZM236 198V197H235ZM234 198V199H235ZM127 199V200H128ZM147 199V198H146ZM149 199V198H148ZM158 199V197L155 199V200H157ZM158 199V200H159ZM170 199V198H169ZM168 199V200H169ZM172 199V198H171ZM189 199V198H188ZM96 200H97V198L95 199V202H96ZM99 200V199H98ZM121 200V199H120ZM151 202L153 201V200H151V197H150V199H149ZM158 200H157V203H160L161 201L159 200V202H158ZM100 201V200H99ZM101 201H103V199H101ZM172 201H173V199H172ZM171 201V202H172ZM181 201H179L178 202V200H177V202L175 203V202H173V204L171 203V206L168 208L169 210L170 209H172V210H170V211H173V209H175V211H176V209H178V208H181L182 206L181 205H183L184 203H182ZM191 202L192 201H194V200H190ZM232 201H233V199H232ZM122 202H123V200H122ZM121 202V203H122ZM128 203H130L129 201H127ZM89 203V202H88ZM102 203V202H101ZM192 204V203H191ZM123 205V204H122ZM189 205V204H188ZM187 205V206H188ZM233 204H231V209L228 211V213H227V217H228V219L229 220H231V221H242L243 223H245V224H247V222L248 223H255V222H257V223H264V213H262V214H260V213H257V212H243V211H239V209L236 207V206H232ZM91 206V205H90ZM89 205H88V207H90ZM96 206V205H95ZM119 206H121V204L119 205ZM94 206H92V207H90V209H92V210H94L96 207H94ZM114 207H117V206H114ZM184 207V206H183ZM185 207H186V205H185ZM109 208H111V207H109ZM117 208H119V207H117ZM120 208H122V207H120ZM123 208H124V206H123ZM122 208V209H123ZM188 208H191V207H188ZM85 209H87L88 210V208H85ZM182 209V208H181ZM96 210V209H95ZM111 210V209H110ZM121 210V209H120ZM178 210H180V209H178ZM86 211V210H85ZM105 211V210H104ZM122 211H125V210H122ZM107 212V211H106ZM188 212V211H187ZM123 213V212H122ZM225 213V214H224ZM105 214H107V213H105ZM102 215H104V214H102ZM101 215V216H102ZM105 216H107V215H105ZM192 218H194V217H192ZM201 219V218H200ZM205 220V219H204ZM208 221V220H207ZM96 221H94L93 222V224H91V223H86L85 225H81V226H79V227H75V228H78V229H74V230H79L80 228L82 229H88V228H91V227H99L101 230H103V231H108V229L105 227L104 228V226H101L100 224H98V223H95ZM183 222V221H182ZM90 224V225H89ZM66 233V232H65ZM233 233H235V232H233ZM237 233H239V232H237ZM60 234H62V233H60ZM117 234V233H116ZM226 234H227V232H226ZM219 235H222V234H218V236L217 237H219ZM63 236V235H62ZM61 235L60 236H58V237H55V238H53V239H57V238H60V237H62ZM217 237H213V238H211V239H206V240H203V241H199V242H197V243H191V244H188L189 246H195V247H197L199 244H203V243H205V242H208V241H211V240H215V242H213L214 244H217V243H219V242H222L223 240H218V241H216V238ZM237 237H239V239H244L243 241H241V243H242V245H244L245 246V248H249V242H250V240H251V238H249V237H246V236H244V235H240V234H237ZM127 238V237H126ZM230 238H233V237H230ZM226 239H229V237H226L225 238V240L224 241H226ZM248 239V240H247ZM125 241H126V244H127V247H128V249L129 250H131L132 252H134L135 254H138V252H137V250H139V248L136 250L135 248H133V247H131L128 243V239H124ZM49 241H51V239L49 240ZM122 241V240H121ZM252 241V240H251ZM122 242H124V241H122ZM240 243V244H241ZM251 243H253L254 244V246L253 247H255V249H258V251H261L259 254L261 255V258H262V261H263V263H264V246L263 245H261L259 242H251ZM250 243V244H251ZM48 241H46V242H42L41 243V245H39L38 247H36L34 250H31V249H28V248H25V249H21V252H17V251H15V250H13V251H15V253H18V254H25V255H28V254H30V253H35L36 251H39V250H43V249H45L48 245ZM157 245V244H162V243H156V242H153L152 243V245L150 244L148 247H147V249L149 248V247H152L153 245ZM239 244V245H240ZM165 245V244H164ZM171 245V247H168V248H165V250H170V251H182V250H186V249H182L181 250V247H182V245H177V244H170ZM48 248V247H47ZM142 248V247H141ZM134 250V251H133ZM158 250V249H157ZM142 252V251H141ZM140 251H139V253H141ZM151 252V251H150ZM28 253V254H27ZM10 253H9V250L8 249H6V250H2V253L0 254V257H2V256H4V257H6V256H8ZM12 255V254H11ZM31 255V254H30ZM3 257V258H4Z\"/></svg>",
    "mask_w": 264,
    "mask_h": 264
},
{
    "label": "crops",
    "instance_id": "crops-1",
    "mask_svg": "<svg viewBox=\"0 0 264 264\" xmlns=\"http://www.w3.org/2000/svg\"><path fill=\"white\" fill-rule=\"evenodd\" d=\"M218 235V233H217ZM128 248V247H127ZM132 252V251H130ZM133 255H128L126 252H123L121 250H109L108 252H105L104 254L100 256L94 257V259L89 260L85 262V264H143L140 262L139 259H141L144 253H139V257L137 258L138 254H135L132 252ZM251 256L247 255H237L235 254L228 262L227 264H255L254 260H251ZM197 264H218L216 262L212 263H197Z\"/></svg>",
    "mask_w": 264,
    "mask_h": 264
},
{
    "label": "water",
    "instance_id": "water-1",
    "mask_svg": "<svg viewBox=\"0 0 264 264\" xmlns=\"http://www.w3.org/2000/svg\"><path fill=\"white\" fill-rule=\"evenodd\" d=\"M81 229V228H80ZM83 229V228H82ZM108 230H110V229H108ZM75 230H70V231H67L66 233H64V235L62 236V237H60L61 239H63V238H65V236H67L68 234H70V233H73ZM110 231H112V232H115L114 230H110ZM76 232V231H75ZM115 233H117V232H115ZM118 234L119 235H121V236H123V234L121 233V232H118ZM226 237H237V235L236 234H226V235H219V237H217L216 238V241H218V240H225V238ZM248 240V239H247ZM213 242H215V240H211V241H208V242H205V243H203V244H199L197 247H195V246H189L188 244H183L182 245V247H181V250L182 249H188V250H195V249H199V248H204V247H207V246H209V245H212L213 244ZM250 242H255V241H251L250 240ZM150 245V244H149ZM149 245H147V246H149ZM152 245V244H151ZM168 247H171V245L170 244H168V245H164V244H157V245H153L152 247H149L148 249L147 248H145V249H141L140 251H143V252H150V251H152L153 252V250H157V249H165V248H168ZM34 250V249H33ZM2 252H0V254H1ZM9 253L10 254H12V255H15V256H21V255H25V254H18V253H15V251H13V250H9ZM30 254H32V253H30ZM30 254H28V255H30Z\"/></svg>",
    "mask_w": 264,
    "mask_h": 264
},
{
    "label": "built area",
    "instance_id": "built-area-1",
    "mask_svg": "<svg viewBox=\"0 0 264 264\" xmlns=\"http://www.w3.org/2000/svg\"><path fill=\"white\" fill-rule=\"evenodd\" d=\"M64 125H66V127L71 133H75L77 130L76 128L78 127V125L72 121H66ZM96 134H97V129L95 128L89 131V134L86 138L88 140L94 139ZM81 145L82 147H85V148L88 147L86 143L84 142H82ZM91 149H94V148H91ZM227 200H228V196H227L226 191L223 188L216 189L214 192H212V195L210 196V201L213 206L225 205Z\"/></svg>",
    "mask_w": 264,
    "mask_h": 264
},
{
    "label": "trees",
    "instance_id": "trees-1",
    "mask_svg": "<svg viewBox=\"0 0 264 264\" xmlns=\"http://www.w3.org/2000/svg\"><path fill=\"white\" fill-rule=\"evenodd\" d=\"M67 134H68V132H67ZM69 134H70V133H69ZM70 135H72V133H71Z\"/></svg>",
    "mask_w": 264,
    "mask_h": 264
}]
</instances>
